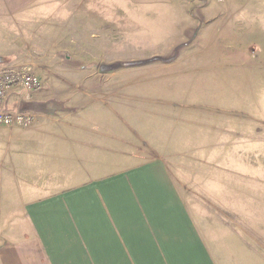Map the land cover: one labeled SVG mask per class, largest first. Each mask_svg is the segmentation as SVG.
Segmentation results:
<instances>
[{
    "label": "rangeland",
    "instance_id": "374dc122",
    "mask_svg": "<svg viewBox=\"0 0 264 264\" xmlns=\"http://www.w3.org/2000/svg\"><path fill=\"white\" fill-rule=\"evenodd\" d=\"M78 3L0 21V70L37 76L40 92L51 77L86 79L81 112L119 113L120 126L136 131L125 141L165 162L185 204L224 241L216 264H264V113L245 111L264 102V0ZM32 94L12 95L4 111ZM26 122L0 123V140L35 117ZM10 220L0 214V228Z\"/></svg>",
    "mask_w": 264,
    "mask_h": 264
},
{
    "label": "crops",
    "instance_id": "0c3cea01",
    "mask_svg": "<svg viewBox=\"0 0 264 264\" xmlns=\"http://www.w3.org/2000/svg\"><path fill=\"white\" fill-rule=\"evenodd\" d=\"M78 2L0 0V21L22 22L41 5ZM84 80L51 77L31 100H15L26 112L18 114L35 123L0 140V214L11 218L0 228V264H216L226 245L215 225L185 204L151 147L125 141L136 131L120 126L119 113L81 112ZM55 85L69 94L47 89ZM245 111L264 113V102Z\"/></svg>",
    "mask_w": 264,
    "mask_h": 264
},
{
    "label": "built area",
    "instance_id": "2783aa9c",
    "mask_svg": "<svg viewBox=\"0 0 264 264\" xmlns=\"http://www.w3.org/2000/svg\"><path fill=\"white\" fill-rule=\"evenodd\" d=\"M41 87V81L35 75L18 69L0 70V123L4 125L27 123V116L18 114L20 113L18 111L14 113L4 111V105L12 95H17L21 92L30 95L31 93L38 92Z\"/></svg>",
    "mask_w": 264,
    "mask_h": 264
}]
</instances>
